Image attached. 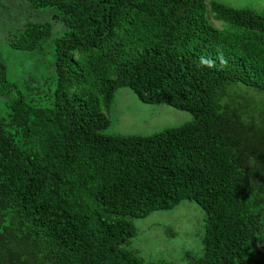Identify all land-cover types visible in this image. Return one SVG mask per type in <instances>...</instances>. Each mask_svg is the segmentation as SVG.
<instances>
[{
  "label": "trees",
  "instance_id": "trees-1",
  "mask_svg": "<svg viewBox=\"0 0 264 264\" xmlns=\"http://www.w3.org/2000/svg\"><path fill=\"white\" fill-rule=\"evenodd\" d=\"M25 1L54 6L67 30L53 41L51 105L19 94L0 117V264H170L145 263L126 243L132 218L184 200L204 212L189 264H247L264 248V12L219 0ZM51 30L27 21L8 45L36 53ZM6 73L0 58L10 91ZM122 87L193 119L105 134Z\"/></svg>",
  "mask_w": 264,
  "mask_h": 264
},
{
  "label": "rangeland",
  "instance_id": "rangeland-1",
  "mask_svg": "<svg viewBox=\"0 0 264 264\" xmlns=\"http://www.w3.org/2000/svg\"><path fill=\"white\" fill-rule=\"evenodd\" d=\"M219 1L232 7L264 12V0ZM57 12L54 6L32 8L25 0H0V58L7 66V79L16 86L10 91L0 87V117L6 115L5 102L19 94L38 105L50 106L53 102L56 87L53 41L67 30L60 20L53 19ZM27 21L51 24L50 36L36 53L15 50L8 45L11 35ZM212 22L216 26L222 24ZM238 91L233 87L230 93ZM249 95L259 99L250 92ZM105 113L109 118V124L103 130L105 134L149 135L193 119L192 113L167 104L143 103L126 87L115 92L112 106ZM132 221L137 232L126 247L136 251L145 263L189 264L191 258L187 257V252L194 257L202 253L204 212L193 201L184 200L173 208L157 209L145 217L132 218ZM260 241L264 244V237ZM247 264H264V248L261 251L253 249Z\"/></svg>",
  "mask_w": 264,
  "mask_h": 264
}]
</instances>
